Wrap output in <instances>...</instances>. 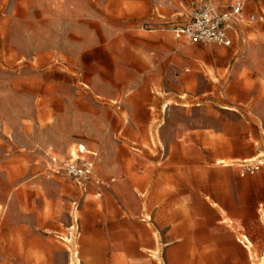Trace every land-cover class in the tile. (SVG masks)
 I'll return each instance as SVG.
<instances>
[{
	"label": "rangeland",
	"instance_id": "1",
	"mask_svg": "<svg viewBox=\"0 0 264 264\" xmlns=\"http://www.w3.org/2000/svg\"><path fill=\"white\" fill-rule=\"evenodd\" d=\"M193 1L0 0V264H168L186 222L225 264H264V0L228 48L174 38ZM79 144L102 196L49 171Z\"/></svg>",
	"mask_w": 264,
	"mask_h": 264
},
{
	"label": "built area",
	"instance_id": "2",
	"mask_svg": "<svg viewBox=\"0 0 264 264\" xmlns=\"http://www.w3.org/2000/svg\"><path fill=\"white\" fill-rule=\"evenodd\" d=\"M256 15L245 14V4L242 1L233 3L226 12L220 11L210 2L198 4L187 12L184 21L176 23L171 31L176 40L196 41L204 44L214 43L223 47H231L233 38L230 30L235 22L253 23ZM52 167L49 171L73 179L83 190L89 185L96 188V195L102 196L114 178L105 180L97 168V153L79 144L76 156L71 155L64 161H59L56 155H51ZM262 164L248 163L242 167V173L254 174L261 170Z\"/></svg>",
	"mask_w": 264,
	"mask_h": 264
},
{
	"label": "crops",
	"instance_id": "3",
	"mask_svg": "<svg viewBox=\"0 0 264 264\" xmlns=\"http://www.w3.org/2000/svg\"><path fill=\"white\" fill-rule=\"evenodd\" d=\"M237 1H242V0H235L233 3ZM243 2V1H242ZM194 5L200 4L198 0L193 1ZM213 4L212 2H210ZM232 3V4H233ZM244 3V2H243ZM230 4V6L232 5ZM245 4V3H244ZM216 6L220 11L226 12L229 7L227 8H220L219 6L213 4ZM194 7V6H193ZM246 7V6H245ZM192 9V8H191ZM255 13H250L249 15H252ZM256 15V14H255ZM231 37L233 38L231 32H230ZM234 40V39H233ZM258 173V172H257ZM254 175V174H249V173H242L241 176L245 175ZM221 222V221H220ZM190 229V225L188 222L183 223V224H177L173 225L170 233L174 234V240L172 241H166L164 242L165 245L168 247V255L166 256V260H164L168 264H225L227 262V256L226 254L217 246H215L213 249L210 248V243L205 242L203 240L201 241H196L193 238L190 237L192 235V230ZM247 239V237H245ZM242 244L248 248V244H246L244 241H241ZM199 243V244H198ZM196 245H201V249L197 250L195 252L194 247ZM114 246V245H113ZM120 249H117L118 252V258H125L129 260L130 255L128 254L127 250L123 249L122 247H118ZM133 248L136 249L135 252H138V259L144 261L146 259V247H142L140 244L134 245ZM101 250V249H100ZM151 250V249H150ZM108 251L104 254V252L98 251V253H95L92 255V260L91 262H96L99 264H109L111 261L114 262L116 255L111 256V258L108 255ZM115 252L114 247H112V253ZM141 252L144 254L141 255ZM150 256H152L150 254ZM141 257L143 259H141ZM234 261V260H231Z\"/></svg>",
	"mask_w": 264,
	"mask_h": 264
}]
</instances>
